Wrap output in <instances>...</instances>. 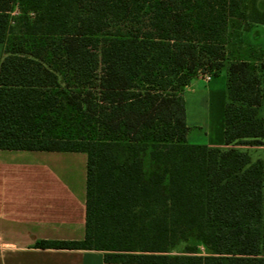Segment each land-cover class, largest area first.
Returning <instances> with one entry per match:
<instances>
[{
    "label": "trees",
    "instance_id": "16d2710c",
    "mask_svg": "<svg viewBox=\"0 0 264 264\" xmlns=\"http://www.w3.org/2000/svg\"><path fill=\"white\" fill-rule=\"evenodd\" d=\"M255 26L261 0H0V150L87 155L84 239L38 247L264 264V159L239 148L264 145ZM205 72L228 78L224 148L188 142L184 93ZM191 235L207 254L173 257Z\"/></svg>",
    "mask_w": 264,
    "mask_h": 264
},
{
    "label": "crops",
    "instance_id": "0c3cea01",
    "mask_svg": "<svg viewBox=\"0 0 264 264\" xmlns=\"http://www.w3.org/2000/svg\"><path fill=\"white\" fill-rule=\"evenodd\" d=\"M261 5L264 8V0ZM246 36L264 50V26L253 27ZM4 56L3 48L0 64ZM227 81L225 73L213 76L209 82L198 77L186 88L188 142L191 129L200 127L207 137L201 145L226 147L223 113ZM259 112L264 118V104ZM207 114L210 123L214 114L220 116L218 129L198 124L197 119ZM239 148L252 154L264 145ZM86 192L85 153L0 150V264H115L106 263L102 251L38 247L41 241L84 239Z\"/></svg>",
    "mask_w": 264,
    "mask_h": 264
},
{
    "label": "rangeland",
    "instance_id": "374dc122",
    "mask_svg": "<svg viewBox=\"0 0 264 264\" xmlns=\"http://www.w3.org/2000/svg\"><path fill=\"white\" fill-rule=\"evenodd\" d=\"M19 15V10L18 8H16L14 10V12L12 13V18H13V22L12 25L16 26V21L15 18ZM242 39L244 40L245 43H250V40L248 39V37L246 35H244L242 37ZM5 44H1L0 46V53L1 50L4 48L5 51ZM203 108H205L204 110H206V103H203ZM196 109V108H194ZM223 117H224V113H223ZM205 118V119H204ZM208 114L204 117L200 116L197 120L198 124L202 125L205 129H209L210 126L212 125L213 128L215 126V128L217 127V129L220 126V122H222V119L220 120V116H218L217 114H214L213 116V121L212 123L208 122ZM206 134L205 131L203 129H200V127H196V128H192L190 131V138H189V142L192 144H205L206 142ZM254 152H252V156L254 159L257 158H262L264 159V149L262 148H258L257 150H252ZM195 250L197 254L199 255H206L207 254V250L206 247L203 245V243L195 236V235H191L186 241H178L170 250V254L175 257L177 255H185L187 254L190 250Z\"/></svg>",
    "mask_w": 264,
    "mask_h": 264
},
{
    "label": "built area",
    "instance_id": "2783aa9c",
    "mask_svg": "<svg viewBox=\"0 0 264 264\" xmlns=\"http://www.w3.org/2000/svg\"><path fill=\"white\" fill-rule=\"evenodd\" d=\"M205 82H209L212 80L213 75L209 72H205L199 75Z\"/></svg>",
    "mask_w": 264,
    "mask_h": 264
}]
</instances>
